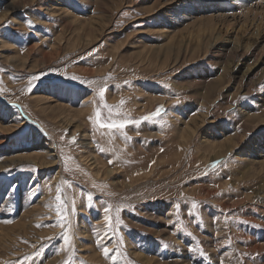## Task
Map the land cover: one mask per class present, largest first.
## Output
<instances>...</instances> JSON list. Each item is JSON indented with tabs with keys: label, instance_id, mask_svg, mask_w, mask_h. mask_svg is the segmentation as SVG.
Instances as JSON below:
<instances>
[{
	"label": "rangeland",
	"instance_id": "1",
	"mask_svg": "<svg viewBox=\"0 0 264 264\" xmlns=\"http://www.w3.org/2000/svg\"><path fill=\"white\" fill-rule=\"evenodd\" d=\"M218 1L0 0V264H264V0Z\"/></svg>",
	"mask_w": 264,
	"mask_h": 264
},
{
	"label": "snow or ice",
	"instance_id": "2",
	"mask_svg": "<svg viewBox=\"0 0 264 264\" xmlns=\"http://www.w3.org/2000/svg\"><path fill=\"white\" fill-rule=\"evenodd\" d=\"M28 23H29V25H31V21H29ZM35 79H37V77L33 76L32 80H35ZM73 79H76V77H73ZM0 83H2V82H0ZM89 83L91 84L93 82H89ZM31 86L32 85L30 82L29 88H31ZM3 91H4L3 87H0V92H3ZM105 92H106L105 87H100L98 89L97 95L99 97L100 104L97 107V109L95 110L94 115L89 117V120L92 123L94 129L97 127L101 128V129H107L108 133L110 134L113 130L122 132V130H124L126 128V126L130 123H134L137 125L140 123V121L113 119L114 114H116V115L119 114L118 113V106H111V105L107 104L106 98H105ZM123 104H124V101L121 100L120 105H123ZM101 108L106 109V111H107L106 117H102ZM162 110H163V106L161 105L159 108H157V110L155 112L151 113L150 115L144 116L141 119L145 120V121L151 120L153 117L159 116ZM123 134L125 136H127L126 133H123ZM75 139H76L75 137H72L73 143L75 142ZM101 150L103 151V149H101ZM109 162L111 163L112 161H109ZM219 163H220L219 161H216L211 165V167L215 168L216 166L219 165ZM56 192H57V195L55 196L56 212H57V215L61 216V220L66 222V217L64 215H61V210L64 206V201H63L62 196H61V187H58L56 189ZM88 199H89V201L92 199L91 195H89ZM193 206H195V205H193ZM107 212H108V209H105L106 215H105L104 219L106 221H109V227H111L110 218L107 215ZM8 222L10 223L11 221H8ZM61 227H63V224H61ZM63 240H64L65 246H70L71 238L66 233L63 236ZM97 243L99 244V241H97ZM61 250H64V249H61ZM102 251H103L104 256L106 258H109V249L107 247H103ZM110 258L113 261H115L117 257L114 255V256H111ZM65 264H69V262L65 261Z\"/></svg>",
	"mask_w": 264,
	"mask_h": 264
},
{
	"label": "bare ground",
	"instance_id": "3",
	"mask_svg": "<svg viewBox=\"0 0 264 264\" xmlns=\"http://www.w3.org/2000/svg\"><path fill=\"white\" fill-rule=\"evenodd\" d=\"M232 1L234 2V0H220V1H218L217 2V5H220V6H218L216 9H220L221 7H224V6H234V4L232 3ZM247 1H249V2H253L254 0H245V2H247ZM205 2H208V0H204V2L203 3H205ZM255 2V1H254ZM253 2V3H254ZM262 2V1H261ZM244 5V1H242L241 0V2L239 3V6L240 5ZM250 4V3H249ZM260 4V3H259ZM204 5H206V4H204ZM258 5V4H257ZM251 6H252V4H251ZM255 6V5H254ZM220 7V8H219ZM240 7H242V6H240ZM244 7H245V5H244ZM249 8V7H248ZM256 8V7H255ZM251 9V8H250ZM249 9V10H250ZM244 10H245V8H244ZM248 10V9H247ZM172 12H175V10H171ZM254 11V10H253ZM252 12V11H251ZM176 13V12H175ZM248 13V12H247ZM165 15H169V13H167V14H165ZM237 15V14H236ZM262 18L264 19V17L262 16ZM262 21V20H261ZM260 21V22H261ZM264 21V20H263ZM261 24H262V22H261ZM260 25V24H259ZM232 24H228V27H230V28H232ZM243 27H244V25H242ZM241 26V27H242ZM250 26H252L251 24H249V27ZM254 26V25H253ZM262 26V25H261ZM234 27V26H233ZM242 27V28H243ZM245 28H246V26H245ZM261 29H260V27L258 28V24H257V29H256V33H255V35H256V37L257 38H259V37H261ZM216 35V34H215ZM223 35V34H222ZM221 33L220 34H218V36L217 37H213V39L214 40H216L215 42L217 43V41H219V39L221 38ZM216 38V39H215ZM222 39V38H221ZM259 40V39H258ZM257 43V42H256ZM256 45V44H255ZM215 46V45H214ZM213 46V47H214ZM218 46V45H217ZM223 46H225V45H223ZM252 46V45H251ZM219 47V46H218ZM242 47H241V45H240V47H235V48H233V47H231V49L229 50V52H231V56H233V57H231L232 59L235 57V56H242V57H246V56H248L249 55V57H251V54H253V51H252V47H249V46H246V49H241ZM254 48V47H253ZM242 50V52H241V50ZM263 50H264V47L262 48ZM221 50V49H220ZM227 50V49H226ZM254 50V49H253ZM262 50V51H263ZM223 51V50H222ZM221 52V51H220ZM218 53V52H217ZM226 61V60H225ZM247 73H248V70H246L245 72H243L240 76H241V78H240V81L242 82V81H244V77L247 75ZM223 82V81H222ZM216 84L218 83V82H215ZM215 84V85H216ZM219 84V83H218ZM211 85H212V83H211ZM217 86V85H216ZM212 87V86H211ZM221 93V92H220ZM263 98H264V94H263ZM242 111V110H241ZM244 115H246L247 114V112L246 111H243L242 112ZM249 114V113H248ZM263 117V116H262ZM249 118V117H248ZM253 118V117H252ZM255 120V119H254ZM197 128V127H196ZM264 140H261V137L259 138V137H257L256 139H255V144L256 145H254L253 146V143L252 142H249L248 144H246V146L243 148V150H242V153H246L247 151H249V153L251 154V157H248L249 158V160H251V162H260L261 163V161H264V160H262V159H264V145H262V143H264L263 142ZM262 145V147H260ZM232 146V145H231ZM214 147H216V146H214ZM223 147V146H222ZM235 147V146H234ZM233 148V147H232ZM226 150V149H225ZM224 150V151H225ZM222 152H223V150H221ZM220 151V152H221ZM218 154H219V152H217ZM224 153V152H223ZM248 153V154H249ZM253 154V155H252ZM255 154V155H254ZM222 155V154H221Z\"/></svg>",
	"mask_w": 264,
	"mask_h": 264
}]
</instances>
